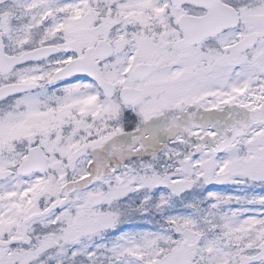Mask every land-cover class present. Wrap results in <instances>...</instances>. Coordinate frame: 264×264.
Returning <instances> with one entry per match:
<instances>
[{"label":"snow or ice","instance_id":"1","mask_svg":"<svg viewBox=\"0 0 264 264\" xmlns=\"http://www.w3.org/2000/svg\"><path fill=\"white\" fill-rule=\"evenodd\" d=\"M0 264H264V0H0Z\"/></svg>","mask_w":264,"mask_h":264}]
</instances>
